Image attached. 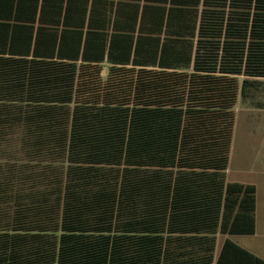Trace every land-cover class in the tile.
Listing matches in <instances>:
<instances>
[{
    "label": "trees",
    "instance_id": "1",
    "mask_svg": "<svg viewBox=\"0 0 264 264\" xmlns=\"http://www.w3.org/2000/svg\"><path fill=\"white\" fill-rule=\"evenodd\" d=\"M250 78L264 0H0V264H264Z\"/></svg>",
    "mask_w": 264,
    "mask_h": 264
},
{
    "label": "rangeland",
    "instance_id": "2",
    "mask_svg": "<svg viewBox=\"0 0 264 264\" xmlns=\"http://www.w3.org/2000/svg\"><path fill=\"white\" fill-rule=\"evenodd\" d=\"M245 77L241 76V82ZM256 86L248 88L236 105V124L227 169L229 181L253 183L258 187V222L264 228V78H250ZM227 236L219 235L216 254ZM240 245L251 248L264 257V229L257 236H233ZM249 247V246H248Z\"/></svg>",
    "mask_w": 264,
    "mask_h": 264
},
{
    "label": "crops",
    "instance_id": "3",
    "mask_svg": "<svg viewBox=\"0 0 264 264\" xmlns=\"http://www.w3.org/2000/svg\"><path fill=\"white\" fill-rule=\"evenodd\" d=\"M240 182V181H239ZM243 183H247V182H243ZM253 184V183H252ZM257 187V186H256ZM257 195H258V187H257ZM257 210H258V200H257ZM257 210H256V232L255 234L252 235H247V236H257L259 234V231L263 230L264 228L262 227L263 224H259L258 222V216H257ZM234 236H239V235H234ZM245 236V235H244ZM231 238L233 239V236H231ZM243 246V245H242ZM249 246V247H248ZM247 249H249L250 251L254 252L255 254L261 256V254H259L258 252H256L255 248H251L250 247V243L247 241V246H243ZM262 258H264L263 256H261Z\"/></svg>",
    "mask_w": 264,
    "mask_h": 264
}]
</instances>
